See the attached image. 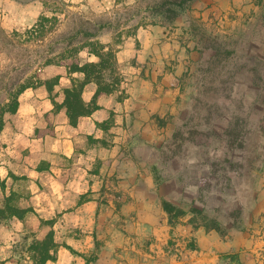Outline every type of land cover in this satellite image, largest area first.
I'll use <instances>...</instances> for the list:
<instances>
[{
  "label": "rangeland",
  "instance_id": "rangeland-1",
  "mask_svg": "<svg viewBox=\"0 0 264 264\" xmlns=\"http://www.w3.org/2000/svg\"><path fill=\"white\" fill-rule=\"evenodd\" d=\"M158 1L0 0V104L47 58L99 60L82 47L95 33L130 117L102 125L121 126L103 142L118 146L92 169L89 222L68 231L86 264H264V0H194L174 20ZM43 14L57 20L28 32ZM165 200L185 213L172 222Z\"/></svg>",
  "mask_w": 264,
  "mask_h": 264
},
{
  "label": "crops",
  "instance_id": "crops-1",
  "mask_svg": "<svg viewBox=\"0 0 264 264\" xmlns=\"http://www.w3.org/2000/svg\"><path fill=\"white\" fill-rule=\"evenodd\" d=\"M126 46L118 51L120 57L127 53ZM56 76L59 81L51 92L46 84L25 89L17 112L6 116L0 131V207L13 194L14 206L30 209L22 217L12 215L0 223L1 264H34L31 245L45 237L47 228L56 230L59 246L56 260L45 264H86L84 250L79 247L81 239L77 242L68 231L89 222L97 204L95 193L90 192L96 191L100 176L92 169L97 160L116 151L117 135H112V147L103 142L109 131L121 128L112 125L107 131L99 123L112 116L130 117L126 103L110 93L99 96L98 109L72 124L67 107L61 105L64 90L73 85V78H82L83 74L70 72L65 65L50 64L42 79ZM96 90L95 82L87 83L85 101L90 102ZM123 105L124 113H120ZM84 195L86 199L82 200ZM47 220H53V224ZM47 223L52 225L47 227Z\"/></svg>",
  "mask_w": 264,
  "mask_h": 264
},
{
  "label": "trees",
  "instance_id": "trees-1",
  "mask_svg": "<svg viewBox=\"0 0 264 264\" xmlns=\"http://www.w3.org/2000/svg\"><path fill=\"white\" fill-rule=\"evenodd\" d=\"M192 1L194 0H159L157 12L159 14L165 15L166 17H169L171 20H174L180 15L181 10L184 9L185 6ZM53 20H57V17H50L43 14L37 21V23L27 31L30 33L36 32L39 37H42L48 31L47 22ZM83 31L86 32L85 39H87L88 42L82 47H90V52L98 56L99 60H87L81 63L79 59H64L58 62V64L67 66L70 72H78L83 74L82 78H73V85L71 87L65 88L64 90L65 99L61 105L67 107V113L72 124H77L80 116L89 115L95 109H98L100 107V104H98L99 96L103 94L113 93L116 90V83L119 82V80H116L118 79L117 77L113 78L112 81H109L106 73L107 70L113 72V70L115 69L116 55L113 48L108 47L107 44L103 42H96V40H94V37L96 36L95 33L86 30ZM15 33H18V31L16 30ZM46 61L47 64L53 63V60L51 58H47ZM58 81L59 76L50 79H42L38 77L36 82H27V80L20 82L16 87V90H13L10 93V100L8 102H5L4 104H0V131L5 126V114L7 112H17L20 105V94L25 89L36 85L46 84L51 92L54 89V85L58 83ZM90 82H95L97 84V90L92 100L90 102H87L83 98V92L86 84ZM99 124L105 125V122ZM13 199V194L7 196L4 206L0 207V223L4 218L12 215H18L22 217L28 210H30L14 206L12 204ZM163 205L165 210L169 213L172 222L174 221L175 217H178L179 215L185 213L183 209L178 208L170 201L165 200L163 202ZM47 221L49 223H53V220ZM203 225H205L207 228L223 231L222 225L214 219H208V221L206 219ZM58 246L59 243L55 239L54 229H51L43 239L35 240L31 245V248L34 251V264H45L48 260H56V250ZM67 247L74 250L70 245H67Z\"/></svg>",
  "mask_w": 264,
  "mask_h": 264
}]
</instances>
